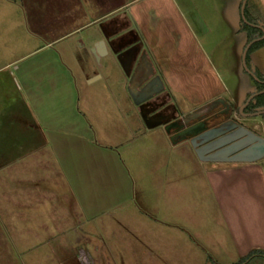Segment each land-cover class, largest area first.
<instances>
[{"label": "rangeland", "instance_id": "obj_1", "mask_svg": "<svg viewBox=\"0 0 264 264\" xmlns=\"http://www.w3.org/2000/svg\"><path fill=\"white\" fill-rule=\"evenodd\" d=\"M242 1L228 0L227 6L222 5L221 9L224 11L230 9L232 3L234 5L235 16L234 19L228 17L230 24L227 34L225 28L217 24L218 21L220 24L223 20L225 21L224 17L221 19L220 16H215L216 18L212 21L208 19L206 25L212 31L211 35L213 34L216 38L219 36L213 51L219 58L220 70L224 74L223 78L229 90L224 95L226 97L224 100L231 108L230 117L252 127L264 136V115L243 117L235 114L234 111L235 105L243 101L247 95L263 87L262 83L255 80L244 69L241 55L248 42L254 39L251 38L252 36L261 38L264 36V27L259 25L264 21L262 9L264 1L246 0L243 17L241 15ZM67 2L68 0H61L58 3L60 25H64L66 20L68 25L73 22L81 23L91 20L86 17L87 15L70 16L67 11ZM49 13L52 16L51 10L47 12L48 15ZM18 19L17 16L9 17L6 21L0 20V25L5 21L7 27H18ZM44 20L45 18L42 25ZM97 25V21H90L87 27L77 33V36L84 39L88 31L97 29ZM242 34L245 35L244 40ZM247 37H249L248 40ZM13 38L15 37L11 34H0V62L13 60L27 52L25 49L27 47L18 46V42L13 41ZM262 40L250 44L245 58L247 69L257 79L262 75L254 64L255 60L257 61L256 51ZM210 43L213 45V38ZM45 51L55 54L57 48L51 46L25 55L12 63L15 65L7 70L14 72L16 68H22L28 62L33 63L32 60L43 57ZM98 63H101L102 67L96 66ZM96 64L94 63V68L101 71L106 79L103 78L102 85L97 87L95 84L91 86L82 82L78 87V107L86 114L88 120H91L89 112L83 107L86 108L85 106L89 105L92 111H95L93 114L97 115L99 113L97 109L101 107L102 102V145L88 150L84 146L75 147L76 166L69 167L68 172L71 175L69 178L64 173V168L67 170L66 165L54 156L52 158L48 156V161L52 162L48 163L50 168L44 170V173H41L43 177L38 179L42 184L41 188L46 189L42 197L43 200L48 198L46 205H35V196L30 194L33 182L31 183L28 179L26 185L21 187L22 192L27 189V205H0V264H184L185 260H187L186 264H198L190 253L200 258L207 257L214 248L221 249L223 246H229L232 235L240 228L238 227L240 221H244L245 225L240 238L244 236L242 239L250 246L257 244L258 247L250 248L242 257L232 255L233 257L218 261H226L229 262L228 264H264V156L254 162H248L250 164H236L234 167L225 168L226 172L217 173L214 170L206 172V169L211 166L206 163L212 162H201L189 140L179 139L176 143H171L172 139L166 133L162 123L144 131L143 127L146 128L147 123L141 114L140 106L141 104L144 107L150 106L152 110L149 111L160 117L165 116L166 119L183 117L182 119L189 124L203 119L217 109L207 111L211 106L210 103L206 110L189 114L200 106L209 104L210 101L188 109L182 107L179 110L167 109V106H171L172 99L166 96L163 100L159 93L155 94L154 104L147 105L145 100L140 103L131 101L120 95L125 92L123 87V76L127 75L125 70L122 71L116 64L105 65L103 59L96 60ZM89 67L93 68L92 64L88 65ZM70 68L76 77H80L82 71L78 64L72 63ZM98 91L102 92V98L98 95L90 99L87 97L93 96L92 92ZM110 91L116 92L112 93L113 97H110ZM118 95L120 96L117 97ZM256 99L263 105L264 92L257 94ZM214 121L217 123L221 120L216 118ZM127 125H132L135 130L121 134L119 128ZM162 137L168 142L170 140L171 144L163 143L160 140L163 139ZM128 142L131 144L126 150L124 148L127 147ZM172 144L179 147L172 148ZM101 158L102 179L86 182L78 177L79 175L73 174L78 169L83 171V168L87 166L86 161L92 163L93 160ZM121 158H124L126 162L131 159L128 165L131 171L130 173L121 172L122 178L118 179L115 177V171L119 170L118 160ZM104 171L107 174H103ZM176 172H179L181 176H177L179 184L181 187L184 186L182 193L187 195V199L182 200L188 206V214L192 217L196 216V220L200 219L198 223L181 221L179 217L184 216L181 205H169L174 203L176 198L169 202L168 190H166L169 185L166 182L163 183V176L164 173L176 175ZM59 173L63 178L57 179ZM208 174L212 176L207 177ZM157 176L162 180L159 183H157ZM50 181L53 182L54 189L59 187L60 190L52 191L48 187ZM153 206L157 208L154 213ZM221 217L231 218L230 223L233 225L236 223V226L232 228L227 226V229L220 225ZM176 220L188 232L180 229L181 226L174 225L173 222ZM169 221L171 225H168ZM205 228L207 231L212 228L208 238L212 241L216 239L215 244L209 245L206 237L201 234V229L204 233ZM196 229L200 230V236L197 235L194 238L197 243L208 246L207 252L200 250L196 243L186 245V238L188 237L190 241L189 234ZM191 241L194 240L191 239ZM230 252L235 253L234 250ZM153 253L161 254L159 256L162 259Z\"/></svg>", "mask_w": 264, "mask_h": 264}, {"label": "crops", "instance_id": "obj_2", "mask_svg": "<svg viewBox=\"0 0 264 264\" xmlns=\"http://www.w3.org/2000/svg\"><path fill=\"white\" fill-rule=\"evenodd\" d=\"M60 1L0 0V20L6 21L9 17L15 18V16L19 18L18 27H7L5 21L2 22L0 34H11L15 37L13 41L18 42V46L27 47L25 48L27 52L20 57L0 62V190L3 189L0 191V205H27V189L23 192L21 190V187L26 185L27 179L33 182L30 194L35 196V205H46L48 198L46 200L42 198L46 189L41 188L42 184L38 179L43 177L41 173L43 174L44 170L50 168L48 163L52 162L48 161V156L51 158L54 156L66 165L67 170L64 168V173L69 178L71 176L68 172L69 167L76 166L74 148L84 146L88 150L102 145V102L101 107L97 109L99 110L97 115L93 114L95 111H92L89 105L83 107L89 112L91 120H88L86 114L78 107L79 85L83 82L91 86L95 84L97 87L102 85L103 78L106 79L101 71L94 68L96 59L89 51L93 42L98 39L107 37L111 44L106 45V53L98 60L103 59L105 65L116 64L122 71L125 70L127 74L123 76L125 92L120 95L131 101L151 94L154 92L153 89L158 87L161 88L158 93H164L168 99H172L179 109L182 107L188 109L219 97L226 99L224 95L229 91L223 78L224 74L220 70L219 58L213 51L219 36L216 38L211 35L212 31L206 25L208 19L212 21L215 16H220L221 19L224 17L225 21L220 20L221 24L219 21L217 24L225 28L227 34L230 24L228 17L235 16L233 3L230 9L225 11L221 9L222 5L227 6L228 0H68L67 11L70 16L79 14L91 18L70 25L67 20L64 25H60L58 20ZM262 9L264 10V4ZM50 10L53 12L52 16L50 13L47 14ZM43 18H45L44 25H42ZM92 20L98 22L97 29L88 31L84 39L77 36V33L87 27ZM259 25L264 27V21ZM231 30L234 31L233 28ZM242 36L244 40L245 35ZM257 37L251 38L256 39L255 41L263 40L256 51L257 61L255 60L254 65L262 75L259 79H263L264 36ZM212 38L213 45L210 43ZM51 46L57 48L55 54L45 51L43 54L45 59L41 57L32 60L33 63L28 62L24 67L16 68L14 72L7 70L21 57ZM72 63L78 64L82 71L81 78L76 77L72 72L70 68ZM221 63L223 64L222 61ZM91 64L93 68H88ZM96 66L100 68L102 64L98 63ZM96 74L98 75L96 78L88 80ZM151 78H155L153 84L144 88L141 83H146ZM99 92H92L93 96L87 97L90 99L98 95L102 98V92ZM112 93L116 92L110 91V97H113ZM150 98L153 99V103L154 93ZM152 113L154 112L148 111L146 117H150ZM159 126L162 129V126ZM151 127L147 126L143 129L148 131L152 129ZM119 130L121 134H127V131H134L135 128L127 125ZM160 140L163 143L168 142L165 138ZM178 140L173 139L172 142L169 140L168 143H176ZM130 144L124 149H129ZM174 147L179 146L172 144V148ZM130 161L131 159L126 162L124 158L118 160L120 167L115 171V177L122 178L121 172L130 173L131 168L128 166ZM201 162H212L206 163L211 165L206 172L214 170L218 173L226 172L225 168L234 167L236 164H250L248 162L254 161L219 163L201 160ZM86 163L87 166L83 171L75 169L77 172L73 174L79 175L78 177L86 182L102 179V158ZM105 173L104 171L103 174ZM175 174L164 173L163 176V183L169 185L166 188L169 202L176 198V201L169 205H181L182 214L185 216L179 217L181 221L197 222L200 219L196 220V216L192 217L188 214V206L182 200L184 198L186 200L187 195L182 193L184 186L181 187L177 178L180 173ZM57 175V179L63 178L62 174ZM210 176L212 175H207ZM159 178L157 176V183L162 181ZM48 185L52 191L60 190L59 187L54 189L51 181ZM166 203L164 204L168 205ZM156 210L157 208L153 206V213ZM178 210L180 211V208ZM231 220L221 217L219 223L227 229V226L235 227L236 223L233 221V225L230 223ZM168 223L171 225L170 221ZM173 224L181 226L180 229L188 232L177 220ZM244 226V221H240L238 225L240 228L232 235L229 246L221 239L226 247L214 248L213 254L208 253L207 257L200 258L191 253L190 256H193L198 264H228L229 262L218 260L233 257L232 255L242 257L250 248L258 247L257 244L250 246L242 239L244 236L240 238ZM209 230L212 232V228ZM210 231L205 228L203 233L201 229V234L206 237L209 245H212L215 244L216 239L212 241L208 238ZM199 233L200 230H194L189 234V238L194 241L191 239L188 241V237L184 241L186 245L196 243L200 250L207 252L208 246L197 243L194 238ZM230 250H234L235 253H231ZM153 254L162 259L159 256L161 254ZM183 262L186 264L187 260Z\"/></svg>", "mask_w": 264, "mask_h": 264}, {"label": "flooded vegetation", "instance_id": "obj_3", "mask_svg": "<svg viewBox=\"0 0 264 264\" xmlns=\"http://www.w3.org/2000/svg\"><path fill=\"white\" fill-rule=\"evenodd\" d=\"M260 82L263 83L264 78L261 79ZM260 89H264V86ZM160 96L165 100L166 95L161 94ZM245 99L235 105V114L240 115L238 108L244 103ZM226 102L227 101L224 99L213 102L211 106L208 107L209 109H207V111H211L215 108L217 109L196 122L187 124L186 121H181L182 126L173 132L171 135L172 138L174 140H189L191 146H195L193 148H201L200 150L204 156L213 157L217 161L240 162L238 160L242 157H252L256 155L259 149L256 147L252 148L251 145L257 142V136L261 138H264V136L255 131L252 127L246 126L230 117L229 112L231 108ZM257 102L258 100L255 96L242 108V112L249 113L264 109V104L257 105ZM170 103L171 106H167V109L179 110L173 101ZM216 118L221 121L216 123V121H214ZM262 156H264V150Z\"/></svg>", "mask_w": 264, "mask_h": 264}, {"label": "water", "instance_id": "obj_4", "mask_svg": "<svg viewBox=\"0 0 264 264\" xmlns=\"http://www.w3.org/2000/svg\"><path fill=\"white\" fill-rule=\"evenodd\" d=\"M245 1L246 0H243L242 1V4H241V15L243 17V9H244V5H245ZM256 39H252L248 42V44L244 47L243 51H242V55H241V63L244 67V69L257 81H261V79H257L256 76L254 74H252L251 71H249L246 67V63H245V58H246V52L248 50V47L250 46L251 43H253ZM106 45H111L110 42H109V39L107 37H104V38H101V39H98L97 41H94L93 44L91 45L90 47V52L92 53V55L95 57L96 60H98V58L101 56V55H104L106 53ZM98 75H94L92 77H90L88 80H92L94 78H96ZM155 80V78H151L149 81H147L146 83L143 84V87L146 88L150 85L153 84V81ZM161 88H158V87H155L154 92H152L151 94L147 95V96H143V97H139V98H134V100L138 103H140L141 101L145 100V102H147V105H150L153 101L152 98H150V96L158 93V91L160 90ZM264 92V89H260L254 93H251L247 96V98L245 99L244 103H242V105L239 106L238 108V112L240 115L242 116H249V117H252V116H257V115H261V114H264V109H260V110H257V111H253V112H249V113H243L242 112V108L244 106H246V104L249 102V100H251L252 98H254L257 94H260V93H263ZM146 99H150V100H147ZM219 100H222V98H216V99H213L208 103L204 104L203 106H200L199 108L195 109V111H191L189 114H196L197 112H200V110H206V108L208 107V105H210V103L212 104L213 102L215 101H219ZM144 102V103H145ZM154 106V105H153ZM140 109H141V114L143 115V117L145 118V122L147 123V126L151 127L152 125H156L158 123H162L164 125V129L166 131V133L168 135H170L172 141H173V138H172V134L173 132L177 129V127H181L182 124H181V121L184 120L182 118L180 119H166L162 117V119H156L157 117H160L158 114H155V113H152V115L150 117H146V112H148L149 110H152L149 107H145L143 108V105L141 104L140 106ZM186 117L189 116V115H185ZM155 118V120H154ZM162 120V121H161ZM193 147H195L194 145H192ZM252 148L256 147L258 148V152L256 155L252 156V157H242L241 159H239L238 161H254L256 159H259L260 157H262L263 155V150H264V138H261L259 136H257V142L253 143L251 145ZM201 148H194V152L196 153V155L198 156V158L200 160H204V161H217L215 160L213 157H208V156H204L202 151L200 150Z\"/></svg>", "mask_w": 264, "mask_h": 264}, {"label": "trees", "instance_id": "obj_5", "mask_svg": "<svg viewBox=\"0 0 264 264\" xmlns=\"http://www.w3.org/2000/svg\"><path fill=\"white\" fill-rule=\"evenodd\" d=\"M257 105H261L259 101L257 102Z\"/></svg>", "mask_w": 264, "mask_h": 264}]
</instances>
